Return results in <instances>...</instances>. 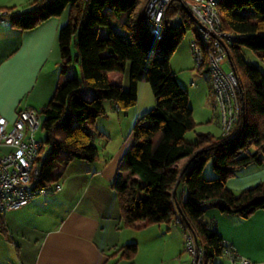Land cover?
Returning a JSON list of instances; mask_svg holds the SVG:
<instances>
[{"label": "trees", "instance_id": "1", "mask_svg": "<svg viewBox=\"0 0 264 264\" xmlns=\"http://www.w3.org/2000/svg\"><path fill=\"white\" fill-rule=\"evenodd\" d=\"M146 2L35 0L28 10L10 11V24L28 30L68 9L67 22L58 33V81L40 111L41 127L46 131L43 146L50 147L49 155L40 161L41 183L57 181L60 176L54 170L64 161L98 160L95 122L105 114L104 102L112 101L126 111L137 102L138 84L148 82L154 106L136 119L133 144L121 157L111 183L123 224L131 229L180 224L183 231L193 234L205 264H216L215 259L222 256L223 240L203 221L206 206L214 204L219 212L242 218L264 210V181L239 193L227 187L238 170L264 162V71L248 63L242 54V48H247L264 60V0H216L221 29L234 37L228 46L229 65L241 87V114L230 135L200 133L194 143L185 140L195 126L189 94L172 72L170 59L195 21L183 4L174 1L167 15L179 13L180 21L167 24L163 39L157 40L145 26ZM123 15L126 21L121 29L125 33H119L111 21ZM101 28L107 36H99ZM156 51L160 56H153ZM127 61L129 89L124 90L110 76L123 74ZM183 158H188L183 168L175 167ZM209 159L214 178L203 175ZM182 185L185 197L179 193ZM137 250L136 243H127L110 257L119 254L115 264L122 259L132 264Z\"/></svg>", "mask_w": 264, "mask_h": 264}, {"label": "crops", "instance_id": "2", "mask_svg": "<svg viewBox=\"0 0 264 264\" xmlns=\"http://www.w3.org/2000/svg\"><path fill=\"white\" fill-rule=\"evenodd\" d=\"M34 1L0 0V9L21 13L31 8ZM67 19L68 9L28 30H20L9 21L0 24V117L7 120L8 127L20 109L39 112L53 95L60 63L58 33ZM125 21L126 15L112 19L116 32L125 33L121 29ZM126 67L123 74L110 76L113 83L124 87L128 82ZM115 108L114 102L105 101V114L95 122L98 160L77 163L70 172L59 166L54 170L60 177L64 174L63 181V176L54 181L61 183L59 192L36 197L27 206L8 211L0 218V264H115L118 260L119 254L110 256L120 243L131 241L119 239L126 236V230L133 229L123 224L111 183L121 157L133 144L132 130L127 131L129 124L140 114L127 112L120 117L115 115ZM7 150L0 147V156ZM262 156L264 159V150ZM187 161L183 158L174 166L181 169ZM214 175L208 172L206 177ZM263 181L264 162L238 170L227 181V187L239 193ZM179 190L185 197V187L182 185ZM209 210L216 211L212 218L205 212L203 221L224 242L253 264H264V210L249 218L221 213L217 208ZM117 220L120 221L115 223ZM218 264L229 263L221 256Z\"/></svg>", "mask_w": 264, "mask_h": 264}, {"label": "built area", "instance_id": "3", "mask_svg": "<svg viewBox=\"0 0 264 264\" xmlns=\"http://www.w3.org/2000/svg\"><path fill=\"white\" fill-rule=\"evenodd\" d=\"M174 1L183 4L196 20L195 38L191 42L195 69L205 72L220 135L228 136L241 114L239 81L231 67L224 68L229 65L228 46L234 37L221 29L216 0H147L144 22L148 33L157 40L163 39L167 24L180 21L179 13L167 15L169 5ZM10 13L0 9V24L9 21ZM116 110L119 111L117 106ZM41 124L39 112L31 108L20 109L11 127L4 117H0V147L8 149L0 156V218L8 211L27 206L36 197L61 190L59 182L41 183L40 161L50 152V147L44 148L35 138ZM183 242L186 251L192 255L191 264H205L203 251L190 231H183ZM222 256L229 264H253L224 241Z\"/></svg>", "mask_w": 264, "mask_h": 264}, {"label": "rangeland", "instance_id": "4", "mask_svg": "<svg viewBox=\"0 0 264 264\" xmlns=\"http://www.w3.org/2000/svg\"><path fill=\"white\" fill-rule=\"evenodd\" d=\"M195 31L196 28L194 27L193 29H189L186 32L181 43L170 59L171 70L174 73L177 81L187 90L189 94V103L193 109L195 126L185 135V140L191 143L196 142L197 134L211 133L216 137L220 132L219 126L217 124V119L215 118L212 108L209 92V82L207 81V77L205 75H201L195 69L194 58L191 53V42L195 38ZM99 36H107L105 28L100 29ZM75 52L76 50L75 48H73V53ZM242 54L244 59L248 63L256 64L264 71V60L259 58L256 53H254L250 49L242 48ZM156 55L160 56V52L156 51L153 53V56ZM126 66L127 74L129 76V61H127ZM224 68L228 70L230 69V66L227 64ZM75 73L77 75L80 74L79 65L75 66ZM125 83L123 88L124 90H128L129 81L126 84ZM137 96V102L134 106L130 107L126 111L120 110L119 112L117 110H114V113H116L115 115L119 114L120 117H123V114L132 112L134 116L139 113L140 115L137 118H140L144 114L148 113L153 108L155 103V98L148 82H140L138 84ZM40 116L41 118H43L42 114ZM135 121L129 124V128L127 130L128 132H131ZM111 136L113 137V134ZM35 138L43 143L46 138V131L42 129V127H40L39 130L35 132ZM45 146V148H48L47 145ZM84 161L85 160L79 159L73 160V162L64 161L60 165L61 170L64 169L67 170V172H70L71 169H74V165H77V163H84ZM208 172H211L212 175L214 174L212 162L210 159L205 163V166L203 168V175L207 176ZM61 177L59 179H61ZM63 178L64 176L61 179L62 181ZM211 178L214 177L212 176ZM50 194L54 193H49L48 195ZM142 196L143 194H140V197ZM209 209H215L214 204L206 206V216L208 218H212V213H214V211L216 210ZM120 220H117V222L115 223H118V221ZM120 228L124 229L123 226H120ZM119 240L131 241H124V243H120L121 245H118V247H121L122 245L127 243L137 244L138 250L133 264H191L192 262V255L188 251H186L184 246L183 228L180 224L177 223L170 224L169 226L161 224L147 226L141 229L136 228L133 230H126V236H122ZM220 258L221 256L215 259L216 264L219 263ZM119 264H129V261H127L126 259H122Z\"/></svg>", "mask_w": 264, "mask_h": 264}, {"label": "water", "instance_id": "5", "mask_svg": "<svg viewBox=\"0 0 264 264\" xmlns=\"http://www.w3.org/2000/svg\"><path fill=\"white\" fill-rule=\"evenodd\" d=\"M194 19V18H193ZM194 21L196 22V20L194 19ZM195 157V156H194ZM193 158V157H192ZM185 169H186V167L182 170V172H181V176H182V174H183V172L185 171ZM179 183V182H178Z\"/></svg>", "mask_w": 264, "mask_h": 264}]
</instances>
